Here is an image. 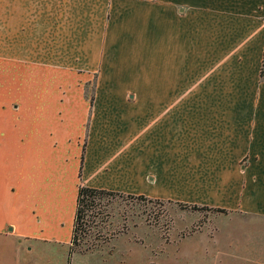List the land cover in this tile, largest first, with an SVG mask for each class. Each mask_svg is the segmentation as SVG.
Here are the masks:
<instances>
[{"label":"crops","instance_id":"0c3cea01","mask_svg":"<svg viewBox=\"0 0 264 264\" xmlns=\"http://www.w3.org/2000/svg\"><path fill=\"white\" fill-rule=\"evenodd\" d=\"M0 1L13 264L28 241L69 244L80 184L264 219V0Z\"/></svg>","mask_w":264,"mask_h":264},{"label":"rangeland","instance_id":"374dc122","mask_svg":"<svg viewBox=\"0 0 264 264\" xmlns=\"http://www.w3.org/2000/svg\"><path fill=\"white\" fill-rule=\"evenodd\" d=\"M95 86V76L83 83L90 103ZM87 127L80 139L83 151ZM63 195L68 201L72 193L67 190ZM143 195L146 198L112 195L100 199L101 213L93 218L81 243L91 250L71 252L68 239L28 241L31 249L27 254L24 248L25 264H264V219L229 208L216 211L210 205L192 207L190 202ZM67 229L65 220L64 233ZM10 250L0 240V264H13Z\"/></svg>","mask_w":264,"mask_h":264},{"label":"trees","instance_id":"16d2710c","mask_svg":"<svg viewBox=\"0 0 264 264\" xmlns=\"http://www.w3.org/2000/svg\"><path fill=\"white\" fill-rule=\"evenodd\" d=\"M260 76L264 78V51L262 55ZM112 195H126L140 199L146 198L143 194L135 195L80 184L76 193L75 209L69 240L71 252L76 251L79 253H85L92 249L90 245L85 247L84 244L81 245V243H85L83 240L86 238V234L89 233L90 228L92 227L93 218L101 213L100 210L98 211V208L101 207L100 199ZM192 207H196V205H193ZM214 209H216V211H225L223 208Z\"/></svg>","mask_w":264,"mask_h":264}]
</instances>
